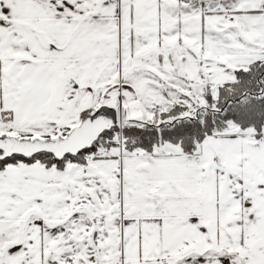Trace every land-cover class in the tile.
I'll use <instances>...</instances> for the list:
<instances>
[{
    "label": "snow or ice",
    "instance_id": "1",
    "mask_svg": "<svg viewBox=\"0 0 264 264\" xmlns=\"http://www.w3.org/2000/svg\"><path fill=\"white\" fill-rule=\"evenodd\" d=\"M0 264H264V0H0Z\"/></svg>",
    "mask_w": 264,
    "mask_h": 264
}]
</instances>
